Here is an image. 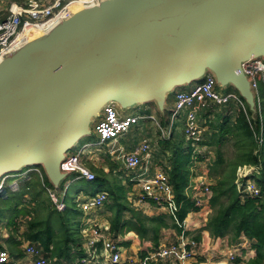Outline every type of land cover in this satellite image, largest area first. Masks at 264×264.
<instances>
[{"label": "water", "instance_id": "obj_1", "mask_svg": "<svg viewBox=\"0 0 264 264\" xmlns=\"http://www.w3.org/2000/svg\"><path fill=\"white\" fill-rule=\"evenodd\" d=\"M254 57L264 58V0H102L75 9L0 60V178L40 166L65 188L61 162L106 104L155 102L165 111L168 94L208 73L256 113L241 71Z\"/></svg>", "mask_w": 264, "mask_h": 264}, {"label": "built area", "instance_id": "obj_2", "mask_svg": "<svg viewBox=\"0 0 264 264\" xmlns=\"http://www.w3.org/2000/svg\"><path fill=\"white\" fill-rule=\"evenodd\" d=\"M102 0H25L24 3L15 4L4 8L7 14L4 16L0 10V60L14 47L27 41L33 33L48 30L58 21L71 17L75 9L92 6ZM241 71L250 79L257 102V113H260L264 95V58L254 57L242 63ZM217 106H235L246 108L245 100L237 90L225 92L220 88L216 79L208 73L194 89L190 91L178 90L175 94V105L171 109V120L167 127L161 121L154 118L161 137L172 138L175 122L185 112L184 132L186 140L191 143L193 157L191 161L192 178L186 186V191L193 190V199L200 210L204 208L205 216L212 212L210 199L212 197L213 179L210 175V164L214 159L212 146L209 145L205 132L208 129L206 121L201 122L199 113L202 109L213 110ZM214 107V108H213ZM120 106L114 102L106 104L100 116L94 123L95 131L99 136L96 141L84 143L72 154L66 153L61 162L63 172L75 175V179H85L93 182L97 179L96 173L88 166L86 157L101 145L113 142L112 153L117 152V158L124 162L126 177L134 184L128 193V201L139 207L145 203H153L169 213L177 210L175 192L167 168L152 170L153 144L147 137L142 139L132 150L117 146L119 138L129 133L132 125L136 124L140 116H122ZM232 112V111H231ZM230 111L228 113H231ZM88 150L89 153H85ZM38 168H28L21 173L4 175L0 178V193H5V187L13 190L19 189V181L29 178L30 173ZM167 169V170H166ZM261 173L256 166H240L237 170L236 189L241 194L250 196L259 195L260 187L253 178ZM10 176L17 177L16 181L8 185ZM74 179H68L67 186L59 191L53 188L51 193L54 203L59 210L67 207L65 200H61L59 192L65 196ZM83 195V194H81ZM80 194L75 200L81 211L88 213L90 210H98L104 206L109 197L107 190L90 195L85 201L80 199ZM109 228V227H108ZM108 228L94 223L91 219L81 221L80 231L87 240L84 242L83 256L78 264H221L211 259L200 260L196 250L199 242L194 238H188L184 221V231L180 234L178 242H168L156 249L148 251L143 256L126 257L123 248L118 241L105 233ZM25 255L32 259L33 264H52V261L42 255V249L36 244L25 242L23 244ZM255 254L248 239L233 244L225 253L226 260L230 264H244L250 256ZM15 257L7 250L0 249V264H13ZM240 261V262H239Z\"/></svg>", "mask_w": 264, "mask_h": 264}, {"label": "trees", "instance_id": "obj_3", "mask_svg": "<svg viewBox=\"0 0 264 264\" xmlns=\"http://www.w3.org/2000/svg\"><path fill=\"white\" fill-rule=\"evenodd\" d=\"M24 2L7 0L6 3L10 7ZM206 110L202 109L199 116ZM212 112L216 113L215 124L211 125L213 133L208 137V143L214 152L210 164V175L214 182L210 199L212 212L206 229L212 237H230L233 243H238L242 237L249 239L256 254L245 260L244 264H264V95L260 113H254L248 106H225L222 111L215 112L213 109ZM161 138V148L171 154L168 174L174 187L177 210L168 212L170 215L167 211L158 216L146 215L139 208H133L128 201L127 189L122 186L117 189L111 185L108 199L111 196L112 200L107 199L104 203L105 210L111 212L110 226L104 231L115 239L126 231H134L143 240L151 239L156 248L160 246L159 239L164 228L175 227L182 234L189 212L200 209L192 191H186L193 175L191 143L186 140L189 147L183 151L179 135ZM240 166L261 169V173L253 177L260 187L259 195L250 196L237 191V170ZM167 167L162 164L159 168ZM37 168L29 178L19 181L18 190L5 187V193H0V238L2 230H8V237H2L5 242L0 244V249L19 256L25 254L20 250L21 245L30 242L41 248L42 255L52 264H78L87 240L80 231L84 213L75 200L72 206L67 204L66 209L59 210L51 195L54 186L43 167ZM104 172V169L97 170V179L87 182L88 187L104 190L108 184ZM126 210L131 212V219H127ZM170 217L174 224L169 223ZM195 240L199 241L200 236ZM5 243L7 248L4 247Z\"/></svg>", "mask_w": 264, "mask_h": 264}, {"label": "crops", "instance_id": "obj_4", "mask_svg": "<svg viewBox=\"0 0 264 264\" xmlns=\"http://www.w3.org/2000/svg\"><path fill=\"white\" fill-rule=\"evenodd\" d=\"M4 8H8V6L4 5L1 2L0 10H1V13L5 16L7 14V10H5ZM201 81L202 80H198V81L193 82V83L182 85L180 87H177L170 94H168L166 102H165V111H160V109L158 108V106L155 102H148V103H144V104L136 106L135 108L137 110L143 109L142 113L132 114V115L140 116V119H141V120L139 119L140 121H138L136 123V126H135L134 135H137V139L134 142H132V144H130L128 147H125L124 145H120L119 147H124V148H126V150H132L135 146H137L139 144V142L142 139L147 137L151 140V143L153 144V151H152L153 159H152V164H151L152 170L155 171L157 168L162 166V164L158 165L157 167L154 166L155 161H156V158L154 155L157 154V152L161 153V156H162L161 161H165L164 163H168L166 165L171 167V163L169 161V156L171 155L170 152H165L161 148L159 142H155V140L154 141L152 140V137H151L152 135H156V134L160 135L159 130L157 129L155 131V129H153V127H152V126H154L153 124H155L154 118H157L158 120H160L162 125L167 127L170 123V120H171V109L175 105V94H176V92L178 90L190 91V90L194 89ZM224 107L225 106H217L214 109V111L216 112L217 108H219L222 111V109ZM220 110H218V111H220ZM211 111L210 112L208 110L205 111V112H209V114H207V116H205V120H203V122L206 121V123L209 126L205 132L207 139L213 133V130H211V125H213L212 123H214L215 115H216V113H214V112L211 113ZM182 122H180L179 124H177V122H175L174 132H173L174 136L173 137H176L177 135H179L181 137L184 135V127L185 126ZM181 123H182V127H181ZM184 123H185V120H184ZM147 133H148V136H147ZM142 135H143V137H142ZM160 137H161V135H160ZM118 144H117V146H118ZM96 159H97V157L94 160L96 162H98ZM167 159H168V162H167ZM89 165L88 166L94 172H96L95 171L96 168L99 167V164L93 163V161L92 162L90 161ZM100 167H101V164H100ZM102 169H104V171H105L104 173H106L105 177L108 179V172L110 169L114 172H117L116 175L119 176L118 174L121 173L120 170L124 171L125 166H124V162L119 160V161H116V163H111V164L102 166ZM69 176H73V179H75L74 174L69 175ZM119 177L121 178L122 176L120 175ZM121 182L123 184L122 185L123 188L127 189V193H129L132 190V188L134 187V184L133 183L130 184V181L127 179L126 176L122 178ZM101 189H99L98 187H88V185L87 186L85 185L84 187H82L81 190H79L80 195L83 194L80 196V199H82V201H85L86 198L89 197L90 195H94V194H97L98 192L102 191ZM103 189L108 191L107 187L106 188L104 187ZM60 190H61V188L59 189V191ZM191 191L194 194V191L193 190H191ZM60 194L61 193L59 192L58 195L60 196ZM62 195H64V194L62 193ZM127 196H128V194H127ZM61 199L65 200L64 197ZM133 208H135V209L139 208V210H141L144 214L149 215V216H158L160 214L166 213V211L162 210L161 208H159L158 206H156L155 204L150 203V202L142 204L139 207L133 206ZM82 216L84 217L83 219H87V218L91 219L92 221H94V223L102 225L105 228H108L110 226L109 218L111 217V212H108L105 209L104 210H101V209L94 210L91 214H89V212H88V213H85V215L82 214ZM126 217H127V219H131V217H132V214H131V212H129V210H126ZM208 217L209 216H207V217L205 216L204 208L201 210L199 209L198 211L189 212V214L185 218V226L188 230L187 231L188 238L190 237V238L195 239V237L200 236V240L198 241L199 247L196 250L197 257L200 260L211 259V260L217 261L221 264H230L226 260L225 253L228 250V248L231 247L235 243H233L231 241L230 237H217V238L212 237L209 230L206 229V223H207ZM168 221L170 224H174V220L171 217L168 219ZM180 236H181L180 233L177 231V229L175 227L164 228L162 230V237L159 239L160 245L166 244L168 242H178L180 239ZM116 239H118V241L120 242V244L123 248V251H124V255L126 257L143 256L148 251H151V250L157 248V247L154 248L155 245L151 239L147 238V239L143 240L134 231H129V232L126 231L123 234H120ZM244 239H247V238L242 237L240 241H242ZM5 248H7V247H5ZM20 249L23 250V244L21 245ZM255 254H256V251H255ZM12 255L15 257L13 264H33L32 259H29L24 253L22 255H19V256H18V254H12Z\"/></svg>", "mask_w": 264, "mask_h": 264}, {"label": "rangeland", "instance_id": "obj_5", "mask_svg": "<svg viewBox=\"0 0 264 264\" xmlns=\"http://www.w3.org/2000/svg\"><path fill=\"white\" fill-rule=\"evenodd\" d=\"M1 2L4 5H7V3H6L7 0H6V2L4 0H0V6H1ZM224 88H225V92H229V91H232V90L235 89L230 84H227V86L224 87ZM120 110H121L122 116L132 115V114H136V113L139 114V113L143 112V109L137 110L136 108L134 109V108H125V107H121ZM218 110H220V109L217 108L216 111H218ZM208 111L210 112V109ZM209 112L203 111L201 113L200 119H201L202 122H203V120H205V116H207V114H209ZM185 118H186V113L183 112L180 115L179 120L177 121V124H179L182 121H183L182 123L184 124ZM155 119H157V118H155ZM182 123H181V127H182ZM153 125H154V126H152L153 129H155V131H156L158 129V126L156 125V123L153 124ZM135 126H136V124H133L131 131L129 133H127L126 135H124V136L119 138L120 142H119L118 146L124 145L125 147H128L130 144H132V142H134L137 139V135H134ZM91 130H92L93 133L91 135H88V136H85V137L81 138L77 142V144L71 150L68 151L69 154H72V153L76 152L78 150V148L80 146H82L84 143L90 142V141H96V140L99 139V136H98V134L95 131L94 123H92ZM147 136H148V133H147ZM142 137H143V135H142ZM151 137H152L153 141L155 140V142H159L160 138H161L160 135H157V134L156 135H152ZM181 138L182 139H181V142H180V147L182 148L183 151H184V149L187 150L188 147H189V143L186 141L185 135L181 136ZM112 143L113 142H111L109 144V146L101 145V146L98 147L99 149L93 150L91 153H89L88 150L85 151V153H89L88 154L89 157L88 156L86 157V161H87L88 165H89L90 161L91 162L93 161V163H98L99 164V167L96 168L95 171H97V170L100 171L102 169V166H105V165H108V164H111V163H116V161L120 160V159L117 158V154H118L117 152L112 153L113 150H112V147H110V145ZM123 149H126V148L123 147ZM154 156L156 158L155 165H154L155 167H157L158 165H161V164H163L165 162V161H161L162 156H161L160 152H157V154H155ZM96 157H97L96 160L98 162H96L94 160ZM167 162H168V159H167ZM100 164H101V167H100ZM166 164H168V163H164L163 165H166ZM25 169H26V167L23 170H25ZM120 172L121 173L118 174V175L119 176L121 175L122 176L121 178L116 175L117 172H114L111 169L109 170V172H108V182H107L108 184L106 186L107 188H110L111 185H115L116 188L121 187L123 185L121 181H122V178L126 176V170H124V171L120 170ZM12 174H14V173H11L10 175H12ZM16 179H19V178L10 176L8 178V185H10L13 182V180L16 181ZM68 179H73V176H68L67 180ZM85 185L86 186L88 185L87 181L85 179H79V180L74 179V180H72V183H71L69 191H68V196L65 199V201L67 202L68 206H72L73 205L74 200H76L78 195L80 194L79 190H81L82 187H84ZM59 197H60V199L64 197V195H62V192H61ZM109 200H112L111 196L108 199V201ZM104 209H105V206H103L101 208V210H104ZM93 211L94 210H90L89 214H91ZM82 219H83V217H82ZM1 233H2V235H1V238H0V244L5 242L2 237H8V230L4 228ZM4 246L8 247L6 243H5Z\"/></svg>", "mask_w": 264, "mask_h": 264}]
</instances>
